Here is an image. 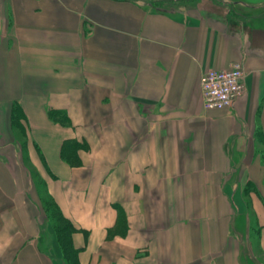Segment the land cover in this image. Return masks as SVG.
I'll list each match as a JSON object with an SVG mask.
<instances>
[{
  "label": "crops",
  "instance_id": "1",
  "mask_svg": "<svg viewBox=\"0 0 264 264\" xmlns=\"http://www.w3.org/2000/svg\"><path fill=\"white\" fill-rule=\"evenodd\" d=\"M262 9L264 0H0V264H63L36 184L74 226L80 264H241L223 195L218 245L205 231L202 248L179 245L181 232L195 240L213 220L208 198L196 210L180 192L223 190L239 192L247 217L250 207L253 254L264 258ZM234 62L242 92L204 108L200 75ZM147 186L160 193L152 214Z\"/></svg>",
  "mask_w": 264,
  "mask_h": 264
},
{
  "label": "rangeland",
  "instance_id": "2",
  "mask_svg": "<svg viewBox=\"0 0 264 264\" xmlns=\"http://www.w3.org/2000/svg\"><path fill=\"white\" fill-rule=\"evenodd\" d=\"M263 14H264V9H262L259 13L257 12V16L259 18L262 17ZM36 186L39 187L38 191L40 193L42 192V196L40 199L42 200V198H44V199L49 200V198H47V196L49 194H48V192H46L45 185L44 184H36ZM150 187L151 186H147V189L145 190V195L147 197L148 204H149V202H151V205H148L147 208L149 209V211L152 214L153 212H155L156 210H159V208H160V207H156V205L158 204L156 199L159 198L160 193L158 191H156L154 189V187L152 189ZM167 193L171 194L170 191H167ZM202 193H204V192H202ZM221 193L213 191V192H210V194H208V195H210V197H208V196L203 197V194L199 195V192H197V191H195V192H180V199L183 200L182 202H184L185 200H188V199L190 202H193V200L196 201L195 202L197 204L196 210L202 209L199 206V202L200 203L203 202L205 204V199L207 200V198H208V202H210V207L205 206V209L206 210L210 209L212 211V214H213V217H212L213 220H212L210 227L203 228L202 226H200L199 228H197V235H196L195 240H194V238L190 239L189 237H187L186 231H185L186 232L185 235H183L182 234L183 232H181V235L179 238L180 248L186 249L189 247V245H193V242L195 243V245H194L195 249H198L200 247L202 248L206 243V241H204L205 240V238H204L205 232H211V234H212L211 236H213V239H211L212 245L213 246L218 245L219 236H217V235L221 231V229H223L224 225L226 224V223L221 224L220 221L218 220V216L216 215V214H220V210H221V208H223L220 204L221 199H222L221 195H223L224 198H226L228 203H229L230 207H228V208L230 209L229 211H231V215L236 213L235 215H233V217H231V218L229 217L227 219V221L229 222V224H228V222H227V224L230 227L229 232L231 234H233L234 231H240V232H236V235H237L236 238H237L239 246H240L241 264H264V258L262 256H258L257 252H256V254L255 253L253 254V249L258 247L257 235H256L255 230H254V227L257 224L250 221V216H251L250 207H247V212L250 213L247 217V216H245L244 213L240 212L241 209H243V208H239L236 206V204H237L236 195L239 194V192H235V191L231 192L229 190H223V191H221ZM240 193L242 194V192H240ZM253 193L254 192L245 191V192H243V195H246V194L252 195ZM125 195L127 197H129V192H126ZM131 195L134 196L135 195L134 192L133 193L131 192ZM137 195H139V194H137ZM206 205H207V202H206ZM116 208H117V217L119 219L123 218V220H124L126 212L123 211L117 203H116ZM181 210H184V208L181 207L180 211ZM224 210H225V208H224ZM42 211H43V209H42ZM244 212H246V210H244ZM42 214H43V216H45L44 211ZM179 214L182 215V213H179ZM229 216H230V212H229ZM216 217H217V219H216ZM46 221H47V224H49V220L47 218H46ZM118 222H119V220H118ZM120 227H122V231L125 230V225H123V223L119 222L116 230H119ZM47 228H48V230H50L49 226ZM123 228H124V230H123ZM49 232L52 233V229ZM52 237H53V239L50 236L47 238V240H46L47 243L50 242V238L52 239V241L55 242V238H54L53 233H52ZM56 250L59 253L58 246H57Z\"/></svg>",
  "mask_w": 264,
  "mask_h": 264
},
{
  "label": "trees",
  "instance_id": "3",
  "mask_svg": "<svg viewBox=\"0 0 264 264\" xmlns=\"http://www.w3.org/2000/svg\"><path fill=\"white\" fill-rule=\"evenodd\" d=\"M48 113L54 119H58L60 121L68 120L67 114L62 110L48 109ZM22 117V109L19 107L18 103L15 102L11 113L13 125H18L20 123L19 120ZM69 142L70 140L67 142V145H69ZM62 155L66 160L71 159L70 157L64 155V146L62 149ZM47 198H49V200L42 198L41 206L46 218L49 220V228L50 230L52 229L56 248L58 246L60 260L63 264H80L78 257L79 250L74 246L72 239V234L75 230L74 226L72 225L71 221L63 215L54 198L50 194L47 196ZM117 220H119L120 223H123V225H126L125 219L123 220V218H117Z\"/></svg>",
  "mask_w": 264,
  "mask_h": 264
},
{
  "label": "built area",
  "instance_id": "4",
  "mask_svg": "<svg viewBox=\"0 0 264 264\" xmlns=\"http://www.w3.org/2000/svg\"><path fill=\"white\" fill-rule=\"evenodd\" d=\"M243 71L239 62L228 68L208 69L200 75L202 104L206 109H220L231 105L244 88Z\"/></svg>",
  "mask_w": 264,
  "mask_h": 264
}]
</instances>
